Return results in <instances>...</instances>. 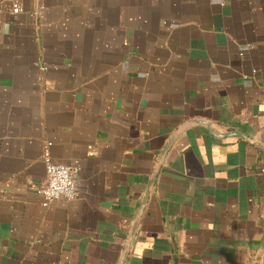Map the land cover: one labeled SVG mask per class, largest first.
<instances>
[{"label": "crops", "instance_id": "1", "mask_svg": "<svg viewBox=\"0 0 264 264\" xmlns=\"http://www.w3.org/2000/svg\"><path fill=\"white\" fill-rule=\"evenodd\" d=\"M0 264H264V0H0Z\"/></svg>", "mask_w": 264, "mask_h": 264}, {"label": "built area", "instance_id": "2", "mask_svg": "<svg viewBox=\"0 0 264 264\" xmlns=\"http://www.w3.org/2000/svg\"><path fill=\"white\" fill-rule=\"evenodd\" d=\"M13 14L21 12L17 2L12 8ZM50 143L44 145L42 160L45 167V181L43 186L37 189L46 203L54 200H73L78 197L79 192L75 187L73 170L69 167L55 164L49 153Z\"/></svg>", "mask_w": 264, "mask_h": 264}]
</instances>
